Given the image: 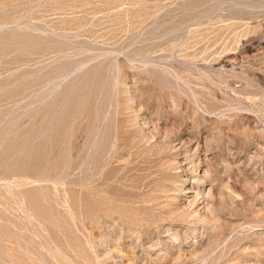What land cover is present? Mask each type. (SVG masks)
Instances as JSON below:
<instances>
[{
    "label": "rangeland",
    "instance_id": "obj_1",
    "mask_svg": "<svg viewBox=\"0 0 264 264\" xmlns=\"http://www.w3.org/2000/svg\"><path fill=\"white\" fill-rule=\"evenodd\" d=\"M0 264H264V0H0Z\"/></svg>",
    "mask_w": 264,
    "mask_h": 264
},
{
    "label": "bare ground",
    "instance_id": "obj_2",
    "mask_svg": "<svg viewBox=\"0 0 264 264\" xmlns=\"http://www.w3.org/2000/svg\"><path fill=\"white\" fill-rule=\"evenodd\" d=\"M245 105V104H244ZM254 109V108H253ZM255 110V109H254Z\"/></svg>",
    "mask_w": 264,
    "mask_h": 264
}]
</instances>
